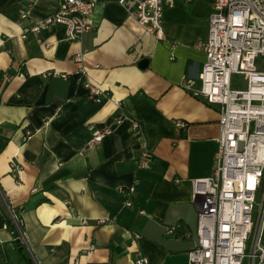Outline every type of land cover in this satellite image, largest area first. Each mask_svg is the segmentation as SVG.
<instances>
[{"label":"crops","instance_id":"crops-1","mask_svg":"<svg viewBox=\"0 0 264 264\" xmlns=\"http://www.w3.org/2000/svg\"><path fill=\"white\" fill-rule=\"evenodd\" d=\"M210 6L172 0L157 38L124 0H96L92 28L70 40L56 23L21 36L59 0H0V129L9 137L0 150V245L15 264L11 225L35 264H135L138 254L144 264L187 263L197 217L190 179L211 173L219 127L218 107L181 82L204 60L196 42ZM142 143L147 168L137 166ZM175 225L178 235L166 232Z\"/></svg>","mask_w":264,"mask_h":264},{"label":"built area","instance_id":"built-area-1","mask_svg":"<svg viewBox=\"0 0 264 264\" xmlns=\"http://www.w3.org/2000/svg\"><path fill=\"white\" fill-rule=\"evenodd\" d=\"M171 1L124 0V5L145 32L162 38V12ZM208 1L206 36L196 42L204 60L197 75H183L181 84L218 107L219 134L211 173L190 179L197 217L186 264H264V0ZM95 2L59 0L57 11L23 27L21 36L56 23L63 26L65 38L76 39L92 28L89 15ZM74 58L81 61L82 54ZM86 86L91 100L98 102V87L89 82ZM113 102L119 107V100ZM175 125L186 123L176 120ZM109 131L94 129L90 142L100 141ZM30 133L26 131L23 139ZM149 161L142 143L137 166L147 168ZM134 262L144 264L145 257L138 254Z\"/></svg>","mask_w":264,"mask_h":264},{"label":"trees","instance_id":"trees-1","mask_svg":"<svg viewBox=\"0 0 264 264\" xmlns=\"http://www.w3.org/2000/svg\"><path fill=\"white\" fill-rule=\"evenodd\" d=\"M262 66L264 67V65ZM8 139L9 137L4 135L0 129V150H2L5 147ZM15 214L17 216V223L19 227L22 228V224L20 222V216H18L16 212ZM11 228H12L11 231L15 235L12 243L20 254L22 264H35L34 260L32 259L29 252L27 251L24 243L22 242L18 231L15 229V226L11 225ZM178 233L179 231L175 229L174 232L171 234L178 235ZM0 264H15L13 260L10 258V256L8 255L7 251L1 245H0Z\"/></svg>","mask_w":264,"mask_h":264},{"label":"water","instance_id":"water-1","mask_svg":"<svg viewBox=\"0 0 264 264\" xmlns=\"http://www.w3.org/2000/svg\"><path fill=\"white\" fill-rule=\"evenodd\" d=\"M146 62H147V58L142 57L141 59H139V61H138V65H139L140 67H145ZM19 231H20V234H22L20 227H19ZM31 256L33 257L32 254H31ZM33 259H34V257H33ZM34 261H35V259H34Z\"/></svg>","mask_w":264,"mask_h":264}]
</instances>
